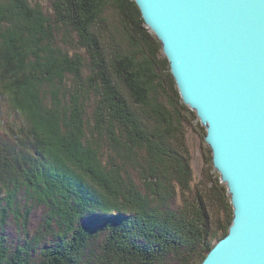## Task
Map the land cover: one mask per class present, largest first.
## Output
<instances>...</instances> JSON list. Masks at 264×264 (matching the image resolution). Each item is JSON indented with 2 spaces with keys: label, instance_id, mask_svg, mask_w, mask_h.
<instances>
[{
  "label": "trees",
  "instance_id": "1",
  "mask_svg": "<svg viewBox=\"0 0 264 264\" xmlns=\"http://www.w3.org/2000/svg\"><path fill=\"white\" fill-rule=\"evenodd\" d=\"M48 3L50 12L35 0H0V264H201L233 210L217 178L213 210L198 184L190 188L189 155L178 144L198 118L160 41L134 0ZM109 8L126 37L111 65L93 32ZM60 27L78 31L96 60L102 92L85 122L80 89L90 91L93 76H79L80 55L50 45ZM88 135L112 146L109 163ZM32 208L43 212L29 231ZM12 213L22 223L11 229Z\"/></svg>",
  "mask_w": 264,
  "mask_h": 264
},
{
  "label": "water",
  "instance_id": "2",
  "mask_svg": "<svg viewBox=\"0 0 264 264\" xmlns=\"http://www.w3.org/2000/svg\"><path fill=\"white\" fill-rule=\"evenodd\" d=\"M205 127L233 217L201 264H264V0H134Z\"/></svg>",
  "mask_w": 264,
  "mask_h": 264
},
{
  "label": "rangeland",
  "instance_id": "3",
  "mask_svg": "<svg viewBox=\"0 0 264 264\" xmlns=\"http://www.w3.org/2000/svg\"><path fill=\"white\" fill-rule=\"evenodd\" d=\"M35 1L40 3V6H42L43 10L47 12L51 11L49 10L48 0H35ZM118 20L119 18H116L115 12L109 8V9H106L104 13L103 22L98 23L97 25L93 27V32H95L98 45L99 47H101L100 49H102L101 57L103 58V61L107 60L105 62H108L109 65L112 64L114 55H117L115 56V59L118 56L120 57L123 50L126 47L125 31L122 30V25L120 24V22H118ZM52 42L53 43H50V45L53 46V48L55 47L56 49L62 50L66 54L72 53L75 55L76 54L80 55L81 61L83 62V68L85 70L83 73L80 72V75H79L80 77L82 76L85 79L89 80V77L93 76L92 78L93 81L90 78L92 82L90 91L88 89V86L86 88V91L80 89L81 91L80 96L78 93V90H79L78 88L80 85L78 83L74 84L75 82L74 77L71 76L72 77L71 82L70 80H66L68 87L70 89L75 86L77 87L78 85L75 91V95L79 96L80 103L87 110L86 114H82L84 122H85V119L88 118L89 114L94 109H96V106H97V101L95 100L97 99L96 96L98 97L101 96L100 92H102L101 80H99L98 77L95 75L96 74L94 70L95 68L92 66V63L94 64V61L96 62V60H94L93 52H90L87 55L85 49H86V46H88V42L86 41V39L81 40V36L78 31L74 30V31L69 32L68 28H65V27H62V28L60 27L56 31H54ZM102 51L105 52L106 55H103ZM88 65H89V68H87ZM83 92L85 96L83 95ZM92 96H95V99ZM68 97L69 96H65V97L61 96L62 105L65 106V99ZM86 100H88V102ZM91 126H92V122H87L84 124L83 129H89L91 131L92 130ZM184 126H185V132L183 134L184 135L183 141L181 140L182 142L181 145L180 144L178 145H179V148L183 152L188 153L189 155V159H190L189 165L192 170V180L190 182V188L195 189L196 184H198V188L204 194L205 196L204 198H206L207 204L209 203L208 204L209 209L213 210L215 201H214V198L208 195V193L210 194L211 192L210 191L211 185L213 184L212 180L217 178L220 184L225 185V183H223L220 180L219 173L216 171V169L212 165L211 150L208 144L204 140L205 127L198 121V119H191V118L186 124H184ZM96 136L88 135L87 141L90 140V144H91L90 147L95 149L96 150L95 152L99 153V154L96 153L97 155L100 156V154L103 153V155L106 156L107 161L106 160L103 161V164L105 162L109 163L108 161L109 159H111L108 157V154L110 151L109 147H112V146H110L108 143H105V141L104 142L99 141ZM120 141H122V139H120ZM112 153L114 154L115 152L113 151ZM210 162H211V165H210ZM129 168L131 167L129 166L126 169H129ZM135 173H136L135 174L136 176H139L137 171ZM135 181H137V183L141 182L137 178ZM174 184H175V188L178 190L179 188L178 183L175 182ZM226 194L229 196L227 191H226ZM229 200H230V197H229ZM33 205H36V204H33ZM42 212L43 211L39 208L37 209L35 213L34 208H32V211L28 214V219H27L28 221L26 225V228L29 231H33L37 227V225L39 224V221L41 220L39 216H41ZM8 223H9L8 226L11 227L12 229V228H16L15 225H18V226L21 225L22 222H21V219L17 220L15 215H13L12 213V214H9ZM13 231H15V229ZM5 233H3L4 236H5ZM8 235L11 237H14V236L16 237L18 233L10 232ZM7 240L8 242H10L11 241L10 237L8 238L7 236Z\"/></svg>",
  "mask_w": 264,
  "mask_h": 264
},
{
  "label": "bare ground",
  "instance_id": "4",
  "mask_svg": "<svg viewBox=\"0 0 264 264\" xmlns=\"http://www.w3.org/2000/svg\"><path fill=\"white\" fill-rule=\"evenodd\" d=\"M220 176V175H219ZM224 183V182H223Z\"/></svg>",
  "mask_w": 264,
  "mask_h": 264
}]
</instances>
